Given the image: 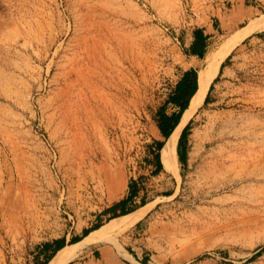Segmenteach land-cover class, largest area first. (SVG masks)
<instances>
[{"label": "rangeland", "instance_id": "obj_1", "mask_svg": "<svg viewBox=\"0 0 264 264\" xmlns=\"http://www.w3.org/2000/svg\"><path fill=\"white\" fill-rule=\"evenodd\" d=\"M261 17L264 0H0V264H41L44 242L143 206L69 263L264 264V29L222 61L178 172L154 160L193 30L214 27L207 53ZM133 179L134 210L105 212Z\"/></svg>", "mask_w": 264, "mask_h": 264}, {"label": "bare ground", "instance_id": "obj_2", "mask_svg": "<svg viewBox=\"0 0 264 264\" xmlns=\"http://www.w3.org/2000/svg\"><path fill=\"white\" fill-rule=\"evenodd\" d=\"M260 19L255 21V23H251L250 26H246L247 28L241 29L235 36L223 43L221 50H210L206 53L204 57L205 64L198 71L197 92L193 96L191 102H189L188 107L182 114L181 120L173 129L161 150V159L164 167L170 172H178L177 145L180 134L188 121L200 110L205 102L210 85L218 74L222 61L242 39L255 30L264 29V18L261 17ZM97 39L98 37L95 38L94 43L99 42ZM147 211L148 207L143 206L126 215L110 220L106 225L92 230L78 242L61 247L47 264H68L82 252L84 248L104 241L109 238L112 232L123 231L140 221Z\"/></svg>", "mask_w": 264, "mask_h": 264}, {"label": "trees", "instance_id": "obj_3", "mask_svg": "<svg viewBox=\"0 0 264 264\" xmlns=\"http://www.w3.org/2000/svg\"><path fill=\"white\" fill-rule=\"evenodd\" d=\"M204 27H196L193 30V40L191 44L185 48V52L189 55H198L200 58H204L207 47H208V38L209 34L205 33ZM223 65V64H222ZM198 71L195 68H189L185 70L180 78V80L175 85L173 91L170 93L169 102L175 107L172 113L166 112L165 107H160L157 115V125L160 129L163 140H155L154 143L157 147L155 152L154 160L156 161L157 168L156 171H160L163 168L161 162V153L162 147L164 146L167 138L173 131V129L178 124L183 112L188 107L191 97L196 92L198 88ZM189 128V124L183 129L177 146V152L179 155V160L185 162L186 160V141L185 135ZM138 183L136 180H131L129 183V193L124 198L120 199L118 202L111 205L105 210V212H113V217L126 214L134 209H126L129 202L134 200L138 195ZM119 210H121L119 212ZM99 226L94 227L93 229H85L84 235L86 236L94 229H97ZM83 236L74 237L71 242L79 241ZM65 245V240L62 238L55 239L53 241L44 242L40 247V253L45 256V259L41 264H47L55 252ZM70 264V263H68Z\"/></svg>", "mask_w": 264, "mask_h": 264}, {"label": "crops", "instance_id": "obj_4", "mask_svg": "<svg viewBox=\"0 0 264 264\" xmlns=\"http://www.w3.org/2000/svg\"><path fill=\"white\" fill-rule=\"evenodd\" d=\"M198 27H204L205 33L209 35L213 32L212 30H214V27L209 23L205 25H200ZM190 40L191 41H189V43L187 44L188 46L191 44L193 40V36H191ZM190 56H193L192 63L188 67H186L185 70L189 68L196 69L197 61L198 59H201L198 55H190ZM98 255H100V257H98ZM70 264H117V260H116L115 250L113 248H106L103 250L94 249L92 253L88 255L87 257H83V259L77 262L70 263Z\"/></svg>", "mask_w": 264, "mask_h": 264}, {"label": "water", "instance_id": "obj_5", "mask_svg": "<svg viewBox=\"0 0 264 264\" xmlns=\"http://www.w3.org/2000/svg\"><path fill=\"white\" fill-rule=\"evenodd\" d=\"M196 92H197V90H196ZM196 92H195V93H196ZM195 93L193 94V96L195 95ZM193 96L191 97V99H190V102H191V100H192ZM169 136H170V135H169ZM166 141H167V140H166ZM165 143H166V142H165Z\"/></svg>", "mask_w": 264, "mask_h": 264}]
</instances>
